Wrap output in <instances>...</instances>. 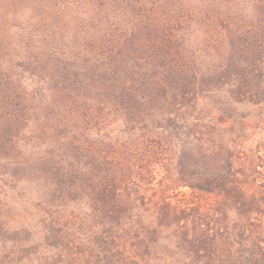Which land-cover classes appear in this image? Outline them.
I'll list each match as a JSON object with an SVG mask.
<instances>
[{
    "label": "trees",
    "instance_id": "obj_1",
    "mask_svg": "<svg viewBox=\"0 0 264 264\" xmlns=\"http://www.w3.org/2000/svg\"><path fill=\"white\" fill-rule=\"evenodd\" d=\"M261 113L264 0H0V264H264Z\"/></svg>",
    "mask_w": 264,
    "mask_h": 264
},
{
    "label": "rangeland",
    "instance_id": "obj_2",
    "mask_svg": "<svg viewBox=\"0 0 264 264\" xmlns=\"http://www.w3.org/2000/svg\"><path fill=\"white\" fill-rule=\"evenodd\" d=\"M225 129H227V132H225L227 137H235V140L230 142L233 148L227 152L231 151L236 157V161L242 163L239 171L244 173L243 176L248 181L245 185L252 190H256L255 180L258 181L264 178V113L247 119L241 124L227 125ZM207 130L212 133V137H217V128L211 126ZM231 132L232 134H230ZM247 167L248 169L256 167V171L253 169L247 170ZM181 190L185 193L188 192L186 188H181ZM208 198L212 199V197Z\"/></svg>",
    "mask_w": 264,
    "mask_h": 264
}]
</instances>
